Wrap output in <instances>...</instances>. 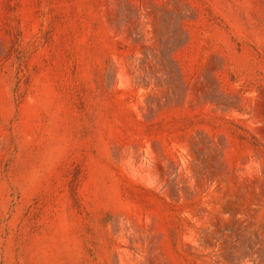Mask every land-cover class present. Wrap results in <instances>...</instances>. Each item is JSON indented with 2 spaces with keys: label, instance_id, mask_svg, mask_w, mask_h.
I'll use <instances>...</instances> for the list:
<instances>
[{
  "label": "rangeland",
  "instance_id": "1",
  "mask_svg": "<svg viewBox=\"0 0 264 264\" xmlns=\"http://www.w3.org/2000/svg\"><path fill=\"white\" fill-rule=\"evenodd\" d=\"M0 264H264V0H0Z\"/></svg>",
  "mask_w": 264,
  "mask_h": 264
}]
</instances>
